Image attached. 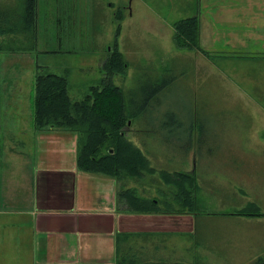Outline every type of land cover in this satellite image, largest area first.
Instances as JSON below:
<instances>
[{
    "label": "rangeland",
    "instance_id": "rangeland-1",
    "mask_svg": "<svg viewBox=\"0 0 264 264\" xmlns=\"http://www.w3.org/2000/svg\"><path fill=\"white\" fill-rule=\"evenodd\" d=\"M10 1L0 0V4L8 2L7 8H16L17 1ZM61 1L68 0H50L52 6L59 5ZM149 1L160 10L162 0ZM170 1L175 4L174 0ZM247 1L250 3L243 7L244 10L234 9L233 13L229 10L230 22L242 21L246 22L245 28H255L248 32L245 29L238 39L243 37L245 41L255 33L262 34L264 38L261 30L264 28V10H259L255 4H264V0ZM136 3L141 2L92 0L94 22L84 27L86 42H83L80 52L39 54L35 64L47 66L57 74L67 71L72 99H83L99 90L98 84L103 78L102 64L111 48L115 47L117 25L121 22L117 49L124 54L128 68L125 75L115 78L116 84L127 86L128 90H139L141 82L147 85L163 79L165 83L143 117L132 124L129 122L127 135L140 143L146 141L144 147L154 167L189 173L196 170L199 184L198 204L191 205L193 208L197 205L199 212L195 213V232L166 236L170 238L165 246L155 248L152 245L149 257L156 264H264V214L233 213L239 209H252L246 207L249 202H256L264 212V46L258 48L257 53L251 52L255 51L252 48H246L248 52L244 48L213 51L203 48L201 52L179 48L172 32V20L179 11L172 13V20L167 19V14L156 15L161 27H146L139 20L142 17L136 13ZM185 15L187 13H181L178 17ZM250 21L255 25L251 26ZM27 40V36L0 35V47L6 49L0 53V147L31 149L33 146L31 134L35 124L31 103L34 76L31 68L37 59L16 50L18 46L22 49L29 46ZM29 41H33V35ZM262 43L264 45V41ZM57 44L55 41L50 45ZM188 51L193 55L187 56ZM247 59L253 62L247 64ZM246 74H253L249 76L255 80L249 82ZM223 94L232 99L242 97L246 106L220 105L219 98ZM200 125L204 126V135ZM143 127H150V130ZM47 129L51 128L40 130L42 159L58 161L64 156L66 150L55 149L56 154H49L48 147L53 140L62 142L64 146L73 142L70 148L74 153L78 138L68 137V134L49 135ZM192 137L197 147L195 153L188 147ZM203 138L208 144L201 146ZM89 176L96 181L101 178L96 173ZM39 177L41 182L36 184L35 192L40 199L47 198L49 202L50 197L53 201L57 197V176L38 171L35 181ZM107 177L98 183L117 184L112 177ZM123 184L136 187L141 195L159 198L162 207L166 201L176 204L174 194L177 187L166 178L161 180L158 174L146 173L142 179L128 177L121 181L120 190ZM120 205L126 206L124 201ZM2 251L5 258H0V264L23 261V257H18L7 244ZM53 257L58 258L54 251L44 249L40 252L38 264Z\"/></svg>",
    "mask_w": 264,
    "mask_h": 264
},
{
    "label": "crops",
    "instance_id": "crops-1",
    "mask_svg": "<svg viewBox=\"0 0 264 264\" xmlns=\"http://www.w3.org/2000/svg\"><path fill=\"white\" fill-rule=\"evenodd\" d=\"M174 1L175 4H171L170 0H162V6L157 10L149 0H140L141 3H136L134 8L146 27H161L156 15L167 14V19L172 20V13L179 11L172 20L173 33L175 21L197 14L201 24L200 43L204 49L244 48L246 51V48H252L255 51L251 52L257 53V49L264 46L263 35L258 33L247 37L243 44V37L238 39V35H243L245 29L248 32L255 28H245L246 22L242 21L230 22L229 10L233 13L234 9H243L250 3L247 0ZM190 2L192 5H189ZM255 4L259 10H264L262 2ZM92 5V0L61 1L57 6H52L50 0H38L39 39L35 47L20 50L37 59L33 61L32 76L39 54L80 52L83 42H86L83 36L87 31L84 27L94 22L95 7L92 8ZM181 13L187 15L178 17ZM243 15L247 16L244 12ZM250 25L255 24L250 21ZM43 30L48 31L53 38L40 39ZM261 30L264 31V28ZM55 41L58 44L51 46ZM189 55H193V52L188 51ZM245 62L249 64L253 61L247 59ZM247 66L250 68V65ZM249 75L253 74H246L245 78L249 82L254 81ZM219 99L220 105L246 106L240 96L232 99L223 94ZM33 130L31 149L21 146L0 147V258H5L2 250L7 244L18 257H23V261L18 260L19 264L25 261L38 264L40 252L44 249L54 251L58 258H47L40 264H117L119 235L128 236L126 240L123 239L122 249L143 248L146 252L152 245L160 248L165 246L170 238L166 236L173 233L183 236L195 232L196 215L191 212L152 214L124 210L125 206L121 207L119 202L121 182L112 178L117 181L116 185L98 183L101 178L108 177L100 174L101 178L96 181L90 178L89 174L92 173L80 171L76 162L77 146L74 153L70 148L73 142L64 146L62 142L53 140L48 147L49 154H56L55 149L66 150L64 156L58 161L42 159L40 131L35 126ZM47 130L49 135L68 134V137L78 138L77 133L62 132L64 130L60 128ZM193 151L195 153V148ZM38 171L57 176V197L53 201L50 197L49 202L47 198L40 199L35 192L36 184L41 182L40 177L35 181Z\"/></svg>",
    "mask_w": 264,
    "mask_h": 264
},
{
    "label": "trees",
    "instance_id": "trees-1",
    "mask_svg": "<svg viewBox=\"0 0 264 264\" xmlns=\"http://www.w3.org/2000/svg\"><path fill=\"white\" fill-rule=\"evenodd\" d=\"M11 1H17L16 8H7L8 2L4 5L0 4V35L27 36L29 46L23 49L18 46L16 50H29L32 46H36L39 39L38 0ZM120 17L121 14L118 18ZM200 27V18L197 14L175 21V44L179 48L201 52L203 48L200 43ZM121 29L122 25L119 22L115 34V47L111 48L102 64L103 78L98 84L99 90L83 99H72L67 71L64 74H57L46 66H36L31 103L35 128L39 131L48 127L63 128L77 133L79 142L76 162L80 171L110 176L120 182L128 177L142 179L146 173L158 174L161 180L166 178V181L170 180L177 187V192L174 194L177 207H174L176 204L167 201L165 207H162L159 198L141 195L136 187H127L123 184L119 191V202H125L124 210L152 214L199 213L197 205L195 208L191 206L196 202L198 204L199 201L196 170L189 173L157 169L146 154L147 149L144 147L146 141L142 140V146L140 142L127 135L129 122L132 124L143 117L150 108L149 105H152L151 103L159 96L165 83L163 79L147 85L141 82L139 90L135 88L128 90L127 86L116 84L115 78L125 75L128 68L124 54L117 49ZM32 35L31 42L29 38ZM50 37L52 36L48 31L43 30L40 39H50ZM4 48L0 47V53L6 51ZM196 126L195 122V129ZM143 128L150 130V127ZM200 130L204 135V126L200 125ZM204 144L208 142L203 138L201 146ZM188 147L192 150L197 148L193 137ZM178 204L181 207H178ZM246 207L252 209L247 208L245 211L239 209L240 211L233 213L249 216L264 214L256 202H249ZM127 237L124 235L118 237L117 264H156L152 262L155 260L149 257V250L145 252L143 248L142 250L122 249L123 239L126 240Z\"/></svg>",
    "mask_w": 264,
    "mask_h": 264
}]
</instances>
